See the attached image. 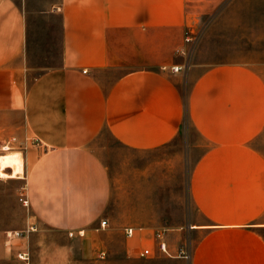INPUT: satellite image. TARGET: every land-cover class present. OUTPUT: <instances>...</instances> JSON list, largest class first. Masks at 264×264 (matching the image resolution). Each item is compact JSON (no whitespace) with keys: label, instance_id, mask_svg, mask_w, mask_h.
<instances>
[{"label":"crops","instance_id":"obj_1","mask_svg":"<svg viewBox=\"0 0 264 264\" xmlns=\"http://www.w3.org/2000/svg\"><path fill=\"white\" fill-rule=\"evenodd\" d=\"M224 1L56 0L60 62L27 83L32 23L26 5L0 0V149L10 142L23 159L10 179L27 200L21 230L99 221L111 183L91 145L103 129L154 149L188 122L206 144L189 180L202 233L192 264H264V156L252 144L264 80L239 62L170 70L184 61L188 29ZM9 228L0 226V257Z\"/></svg>","mask_w":264,"mask_h":264},{"label":"rangeland","instance_id":"obj_2","mask_svg":"<svg viewBox=\"0 0 264 264\" xmlns=\"http://www.w3.org/2000/svg\"><path fill=\"white\" fill-rule=\"evenodd\" d=\"M54 1L16 0L26 5L32 23L31 67L22 75L27 83L60 62L61 17ZM188 30L194 36L184 55L189 73L197 75L216 64L239 62L255 69L264 80V0H225ZM181 87L185 90L184 84ZM252 144L264 156V129ZM3 145L0 155L18 152ZM91 147L103 160L111 183L99 221L84 229V236L56 228L31 230L22 237L6 233L7 252L0 264H192V251L202 233L194 225L197 210L189 180L195 160L206 148L195 128L186 122L175 139L154 149L126 147L103 129ZM10 179L0 175V226L21 231L27 203ZM103 219L108 222L105 227H101ZM129 225L138 228L135 238L125 236ZM159 234L171 255L157 251ZM146 245L155 247L153 256L138 254ZM180 249L189 256L180 255ZM23 252L25 258H20Z\"/></svg>","mask_w":264,"mask_h":264},{"label":"built area","instance_id":"obj_3","mask_svg":"<svg viewBox=\"0 0 264 264\" xmlns=\"http://www.w3.org/2000/svg\"><path fill=\"white\" fill-rule=\"evenodd\" d=\"M193 37L194 36H192V31L188 30L187 33H186V37H185L186 43L187 44L188 43H192L193 42ZM180 52L185 55L186 50L183 49L182 51L180 50ZM187 66H188V63L186 62V60H184L180 64L172 65L170 67V70L172 72H175L176 73V72H180V71L185 70V68ZM11 147L12 146H11V143L10 142H7L6 145H3V148L4 149H7V150L9 148H11ZM23 201H24V204L27 203V200H23ZM107 223H108L107 220L106 219H103L101 221V227H105ZM137 229L138 228H136L135 226H131V225L126 226L125 229H124L125 236L127 238H129V239L135 238L136 235H137V232H138ZM31 230H34V228L33 227H28L27 229L21 230V231H19V230L8 231L7 234H8L9 237L10 236L22 237V236H24V233L25 232L28 233ZM70 234L73 235L74 233L73 232H70ZM78 234L80 236H84L85 235V230L84 229L78 230ZM157 241H158L157 242V251L160 252V253H164V254H167V255H171L170 250H169V245H168L167 241L163 238V236L161 234L158 235ZM138 254L141 257L153 256L155 254V247L153 245H146V246H144L142 249H140L138 251ZM179 254L182 255V256H184V257H188L189 256L188 252L185 249H180ZM19 256H20V258H25L24 257L25 256V253L23 252V253L19 254ZM101 256L103 257L104 256V253H101Z\"/></svg>","mask_w":264,"mask_h":264},{"label":"bare ground","instance_id":"obj_4","mask_svg":"<svg viewBox=\"0 0 264 264\" xmlns=\"http://www.w3.org/2000/svg\"><path fill=\"white\" fill-rule=\"evenodd\" d=\"M11 171L7 172L6 169ZM23 172V159L18 152H10L0 155V175L2 177L14 178Z\"/></svg>","mask_w":264,"mask_h":264}]
</instances>
